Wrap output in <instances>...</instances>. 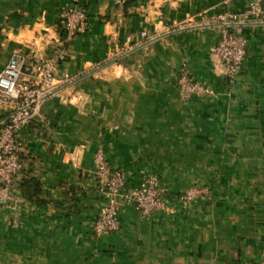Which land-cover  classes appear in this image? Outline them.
<instances>
[{
    "label": "crops",
    "instance_id": "obj_1",
    "mask_svg": "<svg viewBox=\"0 0 264 264\" xmlns=\"http://www.w3.org/2000/svg\"><path fill=\"white\" fill-rule=\"evenodd\" d=\"M250 0H0V72L15 50L55 52L46 34L62 36L64 12L78 4L89 30L70 45L61 66L83 74L91 95L84 111L50 100L22 136L29 178L43 183L44 204L19 188L0 202V264H258L264 260V29L238 28L248 53L234 84L214 54L218 31L205 22ZM195 25L139 43L143 31ZM201 23V25H198ZM197 24V25H196ZM131 38L122 66L109 62ZM186 67L215 96L182 98ZM0 110V120L12 111ZM102 148L123 170L128 188L159 176L164 210L143 215L123 206L120 229L96 235L102 202L93 171ZM192 185L210 194L191 204L179 198Z\"/></svg>",
    "mask_w": 264,
    "mask_h": 264
},
{
    "label": "built area",
    "instance_id": "obj_2",
    "mask_svg": "<svg viewBox=\"0 0 264 264\" xmlns=\"http://www.w3.org/2000/svg\"><path fill=\"white\" fill-rule=\"evenodd\" d=\"M117 6H125L129 0H111ZM261 25L264 29V0H250L244 15L227 11L209 18L205 24L214 27L218 33V43L214 54L219 64L225 67V77L234 84L242 72L248 53V40L238 28L248 23ZM195 25L183 21L157 28L155 33L141 32L139 43L154 40L164 33L176 32ZM197 25V24H196ZM201 25V23H198ZM62 36L46 34V41L55 45L52 55H45L32 46L15 50L5 68L0 72V110L12 106V111L0 120V202L13 199L12 188H19L20 182L28 177L23 158L26 149L23 131L42 119L43 109L53 99L65 105L84 111L91 95L79 86L83 74L75 75L61 66L70 56L69 45L81 34L86 33L91 24L85 10L78 4L69 7L61 17ZM131 38L111 52L109 62L122 66V59L133 50ZM178 90L182 98L190 101L197 97L215 96V90L198 81L184 66L179 70ZM94 178L102 202L93 223L96 235H106L120 229V213L123 206L132 204L143 215L159 212L166 207V194L158 175H146L142 185L128 188L126 173L112 166L102 148L94 155ZM210 189L192 185L179 196L185 204L204 199ZM258 264H264V260Z\"/></svg>",
    "mask_w": 264,
    "mask_h": 264
},
{
    "label": "trees",
    "instance_id": "obj_3",
    "mask_svg": "<svg viewBox=\"0 0 264 264\" xmlns=\"http://www.w3.org/2000/svg\"><path fill=\"white\" fill-rule=\"evenodd\" d=\"M82 80L79 83V86L84 89L81 85ZM19 190L21 191V196L27 199L29 202H35L37 204H44L45 200L43 199V183L38 178H24L20 182ZM181 195V194H180Z\"/></svg>",
    "mask_w": 264,
    "mask_h": 264
}]
</instances>
